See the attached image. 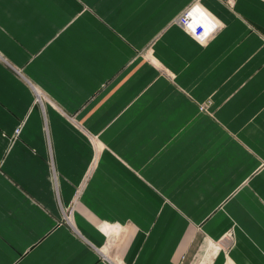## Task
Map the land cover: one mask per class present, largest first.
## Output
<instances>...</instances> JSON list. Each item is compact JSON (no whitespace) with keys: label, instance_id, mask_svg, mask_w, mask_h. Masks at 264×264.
I'll list each match as a JSON object with an SVG mask.
<instances>
[{"label":"crops","instance_id":"1","mask_svg":"<svg viewBox=\"0 0 264 264\" xmlns=\"http://www.w3.org/2000/svg\"><path fill=\"white\" fill-rule=\"evenodd\" d=\"M0 264H264V0H0Z\"/></svg>","mask_w":264,"mask_h":264},{"label":"built area","instance_id":"2","mask_svg":"<svg viewBox=\"0 0 264 264\" xmlns=\"http://www.w3.org/2000/svg\"><path fill=\"white\" fill-rule=\"evenodd\" d=\"M228 8H233L235 0H224ZM176 23L197 42L205 43L218 30V22L197 2L187 7L176 19ZM18 129L15 134H18Z\"/></svg>","mask_w":264,"mask_h":264},{"label":"bare ground","instance_id":"3","mask_svg":"<svg viewBox=\"0 0 264 264\" xmlns=\"http://www.w3.org/2000/svg\"><path fill=\"white\" fill-rule=\"evenodd\" d=\"M102 229V228H101Z\"/></svg>","mask_w":264,"mask_h":264}]
</instances>
